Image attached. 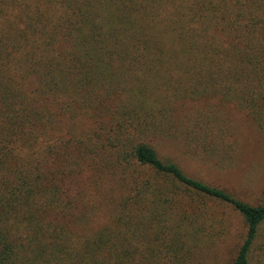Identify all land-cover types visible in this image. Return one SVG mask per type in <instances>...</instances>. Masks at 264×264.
<instances>
[{
  "label": "trees",
  "instance_id": "obj_1",
  "mask_svg": "<svg viewBox=\"0 0 264 264\" xmlns=\"http://www.w3.org/2000/svg\"><path fill=\"white\" fill-rule=\"evenodd\" d=\"M213 100L264 135V0H0V264H192L223 204L264 264V201L163 148Z\"/></svg>",
  "mask_w": 264,
  "mask_h": 264
},
{
  "label": "rangeland",
  "instance_id": "obj_2",
  "mask_svg": "<svg viewBox=\"0 0 264 264\" xmlns=\"http://www.w3.org/2000/svg\"><path fill=\"white\" fill-rule=\"evenodd\" d=\"M187 108L194 140L185 142L191 143L186 147L166 144L163 148L191 177L252 204L264 201V135L253 121L234 105L216 100ZM219 211L223 225H216L199 239L200 249L192 264H230L242 245L247 234L243 218L223 204L209 209L206 219ZM105 223L107 216L100 212L89 229ZM263 251L264 225L252 252L254 260L263 261Z\"/></svg>",
  "mask_w": 264,
  "mask_h": 264
}]
</instances>
